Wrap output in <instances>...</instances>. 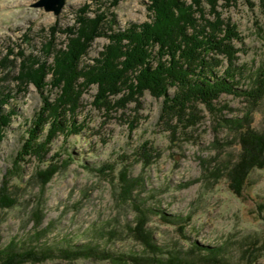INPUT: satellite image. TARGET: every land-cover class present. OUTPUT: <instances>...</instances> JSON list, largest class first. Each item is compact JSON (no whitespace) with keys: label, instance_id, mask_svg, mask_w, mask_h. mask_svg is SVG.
<instances>
[{"label":"rangeland","instance_id":"1","mask_svg":"<svg viewBox=\"0 0 264 264\" xmlns=\"http://www.w3.org/2000/svg\"><path fill=\"white\" fill-rule=\"evenodd\" d=\"M37 1L0 0V63L13 64L9 75L0 65V84L13 93L18 92V51L41 55L55 24L60 29L55 43L65 46L63 29L75 23L77 8L90 3L94 11L103 0H66L58 15L35 6ZM148 1L121 0L114 8V28L147 20ZM218 10L241 35L234 41L240 49L237 63L245 66L238 87L256 86L258 73H264V0H219ZM108 41L96 38L84 61L92 62ZM46 58L52 62V56ZM97 91L91 84L82 93L71 114L80 130L56 137L46 159L17 160L25 131L43 105L41 94L31 83L10 100L7 108L15 114L0 141V247L11 241L20 248L92 243L115 255L146 254L133 229L141 218L137 207L153 206L157 211L140 223L165 249L188 251L197 241L222 245L218 257L225 264H264V166L251 169L240 190L239 181L228 175L242 150L241 133L264 132V94L223 93L211 104L190 105V123H180L169 120L164 98L150 90L129 96L124 106L119 95L111 97L102 103L106 109L94 104ZM57 93L53 89L51 98ZM226 118H238L242 126H229ZM52 165L55 171L45 174ZM37 225L42 233L34 236ZM18 264L132 263L55 255Z\"/></svg>","mask_w":264,"mask_h":264},{"label":"trees","instance_id":"2","mask_svg":"<svg viewBox=\"0 0 264 264\" xmlns=\"http://www.w3.org/2000/svg\"><path fill=\"white\" fill-rule=\"evenodd\" d=\"M120 1L103 0L94 11H91L90 3L77 8L75 23L63 29L67 34L65 46L58 47L55 43L56 33L60 30L55 24L50 28L52 37L42 46L41 55L27 54L23 49L18 51L21 61L18 74L14 76L18 92L6 90L0 84V141L15 114L13 108H7L14 94L25 91L32 83L41 94L43 105L25 131L17 160H24L28 155L46 159L56 137L63 135L66 139L80 130L81 125L71 120V114L76 113L82 93L91 84H97L94 104L99 108L106 109L102 103H108L109 98L116 95L120 96L118 101L124 106L132 100L129 96L150 90L164 98L163 113L172 116L169 120L176 118L180 123H190V105L197 102L211 104L223 93L241 96H250L251 92L264 94L263 72L258 73L256 86L238 87L244 77L245 66L237 63L240 49L234 41L241 35L237 25L221 16L219 0H149L147 20L115 29L118 19L114 8ZM101 36H106L108 43L92 62L84 61L94 40ZM13 53L11 49L9 54ZM48 56H52L51 63L46 58ZM0 65L7 70L6 75L13 71V64ZM55 88L58 93L52 99L51 91ZM172 88L173 93L170 92ZM224 121L235 128L242 126L238 118H226ZM240 141L242 150L228 168L229 177L239 181L235 183L236 190H240L251 169L264 166V132H243ZM58 155L57 152L53 156ZM52 166L44 173H53L57 165ZM137 209L140 222L157 211L153 206ZM140 222L133 231L146 246V254L115 255L92 243L20 248L17 242L11 241L4 248L0 247V264L43 262L55 255L68 259L105 256L116 262L132 264L226 262L218 257L222 245L195 241L188 251L174 253L167 250ZM36 228L34 236L41 235L39 225ZM161 252H168V257L160 256Z\"/></svg>","mask_w":264,"mask_h":264},{"label":"water","instance_id":"3","mask_svg":"<svg viewBox=\"0 0 264 264\" xmlns=\"http://www.w3.org/2000/svg\"><path fill=\"white\" fill-rule=\"evenodd\" d=\"M66 4V0H38L35 6L43 7L46 11H52L58 15Z\"/></svg>","mask_w":264,"mask_h":264}]
</instances>
